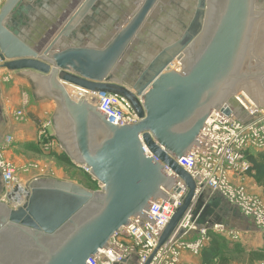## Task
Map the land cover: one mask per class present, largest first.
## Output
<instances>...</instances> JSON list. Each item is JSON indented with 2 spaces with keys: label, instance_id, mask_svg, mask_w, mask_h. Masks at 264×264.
<instances>
[{
  "label": "water",
  "instance_id": "water-1",
  "mask_svg": "<svg viewBox=\"0 0 264 264\" xmlns=\"http://www.w3.org/2000/svg\"><path fill=\"white\" fill-rule=\"evenodd\" d=\"M31 1L5 0L0 6V68L46 75L18 73L27 76L36 98L54 100L59 140L100 188L38 177L27 184L23 204L0 200V264H87L131 218L155 226L147 213L151 202H172L168 192H179L180 180L184 195L157 250L188 210L199 211L203 198L204 188L176 160L194 146L206 148L198 135L213 110L240 91L256 102L246 85L264 88V61L254 53L264 6L259 0H197L183 33L123 78V64L160 0H143L103 47L67 44L95 0H85L53 38L67 14L52 23L46 37L26 39L16 14ZM89 92L124 97L137 121L110 123Z\"/></svg>",
  "mask_w": 264,
  "mask_h": 264
},
{
  "label": "crops",
  "instance_id": "crops-1",
  "mask_svg": "<svg viewBox=\"0 0 264 264\" xmlns=\"http://www.w3.org/2000/svg\"><path fill=\"white\" fill-rule=\"evenodd\" d=\"M84 1L32 0L16 14L18 29L26 39H41L49 34L53 22L67 14L65 20L51 36L53 38ZM196 1H159L143 29L140 40L123 64L121 71L123 78L130 77L135 66H142L144 59L147 62L148 58H152L162 47L172 43L183 33L191 20ZM4 2L5 0H0V6ZM142 2L143 0H95L81 22L74 27L72 33L74 35L71 34L67 44L74 46L82 44L86 47L105 46L117 30L131 19ZM259 2L264 6V0ZM259 30H264V20L257 22L255 45ZM23 71L46 77L31 69L9 71L0 68V77H3L0 79V144L4 143L6 136L13 137L3 154L17 166L19 180L27 185L35 178L49 177L69 180L92 190L99 189L100 184L70 158L64 144L59 140L52 121V115L56 110L54 100L46 95L36 98L27 76L18 74ZM245 88L252 94L257 104L264 107V88L255 82L246 85ZM46 122L50 123L47 129L48 135L56 141V146L49 154L43 151L39 136L41 126ZM61 155H66L70 163L62 161ZM44 170L47 172L42 173ZM79 172L82 173L81 176H78ZM228 178L234 184L242 181L253 182V178L248 173L240 176L230 173ZM90 185L93 187L91 188ZM2 194L3 183L0 177V197ZM202 196L199 211L202 213L206 210L207 215L199 217L200 226L209 231H215L213 225L222 224L226 234H231V231H242L248 235L258 230L250 218L244 216L239 208L230 204L221 194L204 188ZM197 236L198 232H192L188 239H194ZM186 252L188 251L182 252L183 256H189ZM194 260L201 264V253L199 257L190 258L192 263Z\"/></svg>",
  "mask_w": 264,
  "mask_h": 264
},
{
  "label": "built area",
  "instance_id": "built-area-1",
  "mask_svg": "<svg viewBox=\"0 0 264 264\" xmlns=\"http://www.w3.org/2000/svg\"><path fill=\"white\" fill-rule=\"evenodd\" d=\"M89 93L96 94L95 98L99 99L96 105L107 115L106 119L110 123L123 125L137 121V115L124 97L109 92ZM49 124L44 123L39 130L41 147L45 151H51L56 146V141L47 133ZM12 140L13 137L8 135L4 143L0 144V177L3 183L0 200L17 207L23 204L28 194L19 193L18 189L25 184L19 180L17 168L3 155ZM198 142L208 144L206 148L194 146L189 154L177 159V163L190 173L197 186L221 194L264 233V202L258 196L249 195L244 186L232 184L228 178L230 173H247L250 168L248 151L264 149V107L258 105L247 93L240 91L223 108L210 113L198 135ZM145 151L149 153L146 147ZM83 169L89 174L87 168ZM166 170L171 173L168 168ZM177 185L180 187L179 192H168L172 202L164 199L159 204L151 202L147 213L155 218V226L141 217L131 218V222L115 232L108 245L100 248L87 264H145L156 250L164 228L181 204L185 186L180 180ZM194 213L195 210L185 213L167 241L155 251L149 264H176L180 260L181 251L195 255L201 253L209 237L207 229L198 226L200 211L195 215ZM223 228L225 229L222 224L213 225L215 231H223ZM181 230L184 232L178 236ZM192 232H198V236L188 239ZM231 235L236 238L237 231H231Z\"/></svg>",
  "mask_w": 264,
  "mask_h": 264
},
{
  "label": "rangeland",
  "instance_id": "rangeland-1",
  "mask_svg": "<svg viewBox=\"0 0 264 264\" xmlns=\"http://www.w3.org/2000/svg\"><path fill=\"white\" fill-rule=\"evenodd\" d=\"M263 34V37H262ZM259 37H257L256 41V49L254 48L255 55L259 56L262 61H264V30H259L258 32ZM253 56V53L251 54ZM3 77H0L2 79ZM260 97V95H259ZM261 98V97H260ZM264 149L260 150H250V152L257 153L259 151H263ZM45 151V150H43ZM4 152V151H3ZM51 153L52 151H45ZM4 155V154H3ZM4 157L11 162L16 168L17 166L13 163L11 159L4 155ZM36 166V165H33ZM47 172L44 170L42 173ZM247 174V173H245ZM82 173L79 172L78 176H81ZM240 176V175H239ZM252 177L251 175H249ZM253 178V182H240L239 184L244 186L245 190L249 195L258 196L264 202V183H260ZM252 181V180H251ZM232 183V182H231ZM234 184V183H232ZM234 184V185H239ZM25 186V185H24ZM92 188L93 186L90 185ZM94 190V189H93ZM21 198V197H20ZM207 215L206 210L202 213L200 212V218ZM222 229V228H219ZM224 229V228H223ZM226 229L223 231L218 230V232L213 230H207L206 234L208 237H213L219 239V255L213 261L212 264H261L264 263V233L260 232L259 230H255V232H250L248 235L244 234L242 231H237V237L233 238L231 234H226ZM246 235L247 237H245ZM210 239L206 241L203 249L207 247ZM183 251L180 252V260L176 264H198L197 261L194 260L192 263L191 259H194L196 256L199 257V254H191L190 252H186L189 256L182 254ZM251 252H253L254 258L251 259L250 257ZM257 257H262L258 258ZM201 261V260H200ZM202 264V262H201Z\"/></svg>",
  "mask_w": 264,
  "mask_h": 264
},
{
  "label": "trees",
  "instance_id": "trees-1",
  "mask_svg": "<svg viewBox=\"0 0 264 264\" xmlns=\"http://www.w3.org/2000/svg\"><path fill=\"white\" fill-rule=\"evenodd\" d=\"M247 158L250 162V168L247 173L256 178L258 182L264 183V150L257 153L248 151ZM60 159L66 163H70L69 158L66 155H61ZM214 236L210 238L207 247L201 251L202 264H212L219 255V239L214 238ZM250 257H252V260L256 259L254 258L253 252H251ZM258 258L262 257H257V259Z\"/></svg>",
  "mask_w": 264,
  "mask_h": 264
},
{
  "label": "bare ground",
  "instance_id": "bare-ground-1",
  "mask_svg": "<svg viewBox=\"0 0 264 264\" xmlns=\"http://www.w3.org/2000/svg\"><path fill=\"white\" fill-rule=\"evenodd\" d=\"M175 65H177V63H175L174 66ZM18 191H19V193L21 195H24V193H27L28 194L27 185H25V186L23 185V188H19ZM15 200H17V197L15 198Z\"/></svg>",
  "mask_w": 264,
  "mask_h": 264
}]
</instances>
